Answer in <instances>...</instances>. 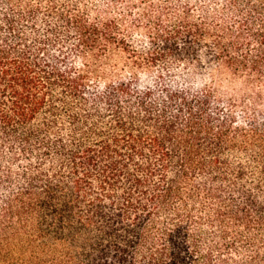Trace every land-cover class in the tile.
<instances>
[{
	"label": "trees",
	"instance_id": "trees-1",
	"mask_svg": "<svg viewBox=\"0 0 264 264\" xmlns=\"http://www.w3.org/2000/svg\"><path fill=\"white\" fill-rule=\"evenodd\" d=\"M135 9L0 0V264H264V0Z\"/></svg>",
	"mask_w": 264,
	"mask_h": 264
},
{
	"label": "rangeland",
	"instance_id": "rangeland-1",
	"mask_svg": "<svg viewBox=\"0 0 264 264\" xmlns=\"http://www.w3.org/2000/svg\"><path fill=\"white\" fill-rule=\"evenodd\" d=\"M82 5H85L97 13L101 11L109 17H124L126 19V28L128 30V37L132 45L135 47V14L137 10L135 9V2L140 0H80ZM157 5H162L166 0H152ZM205 76V75H204ZM207 78V77H206ZM204 78V80L206 79ZM223 89L226 91H231L232 88L228 84H224Z\"/></svg>",
	"mask_w": 264,
	"mask_h": 264
}]
</instances>
